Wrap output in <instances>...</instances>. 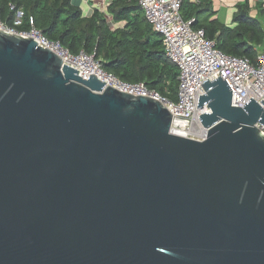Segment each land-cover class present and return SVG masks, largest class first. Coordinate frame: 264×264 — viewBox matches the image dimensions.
<instances>
[{
  "label": "water",
  "instance_id": "1",
  "mask_svg": "<svg viewBox=\"0 0 264 264\" xmlns=\"http://www.w3.org/2000/svg\"><path fill=\"white\" fill-rule=\"evenodd\" d=\"M77 72L0 30V264H264V101L205 80L196 140Z\"/></svg>",
  "mask_w": 264,
  "mask_h": 264
},
{
  "label": "trees",
  "instance_id": "2",
  "mask_svg": "<svg viewBox=\"0 0 264 264\" xmlns=\"http://www.w3.org/2000/svg\"><path fill=\"white\" fill-rule=\"evenodd\" d=\"M17 10L23 11L20 28H27L32 18L49 39L60 41L72 53L94 52L105 70L125 81H142L176 100L177 69L165 56L161 37L145 23L137 0H113L106 13L95 9L89 17L83 16L72 0H0L1 21L11 25ZM180 11L184 18L194 17L195 26L224 53L254 62L264 45V10L260 21L248 14L247 2L237 6L232 27L211 19L214 11L210 0H182ZM122 20L126 21L123 28L110 27L111 22Z\"/></svg>",
  "mask_w": 264,
  "mask_h": 264
},
{
  "label": "built area",
  "instance_id": "3",
  "mask_svg": "<svg viewBox=\"0 0 264 264\" xmlns=\"http://www.w3.org/2000/svg\"><path fill=\"white\" fill-rule=\"evenodd\" d=\"M197 3L199 0H189ZM146 22L160 37L167 59L178 72L177 98L170 99L150 88L142 81L129 82L105 70L95 53L80 50L72 53L58 40L49 39L38 29L32 18L27 28L23 23V11L17 10L11 25L1 21L0 30L25 38H32L41 47H47L62 58V63L77 70V74L88 79L96 76L121 92L147 96L163 104L171 113L169 132L173 135L196 140L205 138L207 128L199 122V114L209 112L205 106L197 107L199 95L204 93L202 84L221 77L232 90L231 104L242 107L250 98L263 106L264 101V45L253 62L248 57H240L222 52L215 41L206 37L204 30L195 26V18H184L181 14L182 0H137ZM14 9L13 5H10ZM264 133V124L257 123Z\"/></svg>",
  "mask_w": 264,
  "mask_h": 264
},
{
  "label": "crops",
  "instance_id": "4",
  "mask_svg": "<svg viewBox=\"0 0 264 264\" xmlns=\"http://www.w3.org/2000/svg\"><path fill=\"white\" fill-rule=\"evenodd\" d=\"M74 4L78 5L81 9L82 15L89 17L92 15L95 9L106 13L107 7L113 0H72ZM214 15L211 19H217L218 22L227 26H234L232 18L237 11V6L245 2L248 3V14L252 17H257L262 20L261 11L264 10V0H210ZM140 14L143 17V13L140 10ZM108 21H111V16L106 14ZM145 23L147 24L146 20ZM126 25V21L111 22L110 27L123 28ZM148 25V24H147ZM259 51L261 50L258 49ZM258 51V52H259Z\"/></svg>",
  "mask_w": 264,
  "mask_h": 264
}]
</instances>
